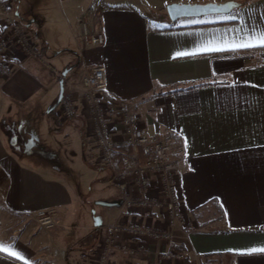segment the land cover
I'll return each mask as SVG.
<instances>
[{"label": "crops", "instance_id": "0c3cea01", "mask_svg": "<svg viewBox=\"0 0 264 264\" xmlns=\"http://www.w3.org/2000/svg\"><path fill=\"white\" fill-rule=\"evenodd\" d=\"M206 1L228 0H36L38 9L14 0V14L29 24L38 15L61 12L69 30L72 23L81 36L85 20L90 29L101 28L104 42L94 44L81 36L74 46L76 65L60 73L43 61L50 45L47 34L23 26L36 41L37 55L11 76L0 77V241L15 244L0 251V264H92L99 228L115 217L117 206L103 202L120 196L100 197L97 205L114 207L86 227L72 225L80 200L55 173L57 151L40 139L44 131L50 139L63 142L72 136L73 142L74 124L83 122L82 114L65 121L56 118L58 95L52 89L58 83L59 94L62 78L64 89L70 83L80 85L85 70L95 66L104 68L105 95L131 100L150 134H170L184 146L179 180L187 224L175 230L173 248L184 251L191 264H264V253L247 251L264 246V49L176 55L193 51L198 42L207 43L213 34L222 35L243 20L264 21V0H232L238 5L227 13L175 21L166 14L168 3ZM228 13L238 19L221 18ZM45 85L50 88L44 99L48 106L39 103ZM69 121L73 126L65 129ZM87 150L88 163L96 166ZM106 167L107 178L120 193L121 186L112 181L114 167ZM103 172L92 179H104ZM46 210L54 213V229L39 228L34 221ZM143 220L159 219L153 213ZM166 248L164 242L149 241L150 259L116 252L111 264H176L159 260Z\"/></svg>", "mask_w": 264, "mask_h": 264}, {"label": "built area", "instance_id": "2783aa9c", "mask_svg": "<svg viewBox=\"0 0 264 264\" xmlns=\"http://www.w3.org/2000/svg\"><path fill=\"white\" fill-rule=\"evenodd\" d=\"M81 36L94 44L104 42L101 28L90 29L85 20L81 22ZM36 55V41L16 20L12 0H0V77L11 76L17 67ZM104 87V68H88L80 85L70 83L63 87L53 110L61 121L77 112L82 114L84 132L97 149L96 163L113 166L117 158L120 164L112 181L124 189V194L116 199L113 220L99 228L98 244L91 253L92 264H111V256L116 252L150 259L149 241L166 244L167 248L159 253L161 262L191 264L184 251L172 246L175 230L187 224L179 180L184 146L170 134H150L142 127L133 102L105 95ZM153 213L161 222L143 220ZM53 215L51 210L40 211L35 219L39 225L53 228ZM193 264L201 262L196 260Z\"/></svg>", "mask_w": 264, "mask_h": 264}, {"label": "rangeland", "instance_id": "374dc122", "mask_svg": "<svg viewBox=\"0 0 264 264\" xmlns=\"http://www.w3.org/2000/svg\"><path fill=\"white\" fill-rule=\"evenodd\" d=\"M35 2L36 0H26V8L38 9V5H36ZM12 3L14 7V0H12ZM61 14L62 13L60 12L59 16L57 15L55 17H51L50 15H47L46 17L45 15L44 17L38 15L39 17L37 18L34 25L29 24L23 15H20L19 17L15 14V18L22 26H25L28 32H32L33 30L38 34V32L43 31L47 34L50 45L45 50L47 55L45 54L46 57L43 61L45 64L49 63L51 66H54L55 70L58 72L63 73L68 67L76 65L78 61L77 49L74 46H76L75 43L77 41L79 42L81 40V36L77 31V28L72 23L69 30L67 27L68 20L65 19L64 16H60ZM48 75L45 80L48 79ZM49 89L50 88L48 85H45L40 90V105H47V101H44V99H46L47 95H49ZM58 89L59 86L58 83H56V87L52 89L53 92H56L55 97L58 95ZM49 117L51 124L55 123L57 127H59V124H57L55 119H53L51 116ZM84 119L85 118L83 117V122L78 119V122L74 124L76 131L75 136H73V142L71 141L72 136L66 139V141L62 142L59 138L54 140L53 138L50 139L49 137L45 136L44 134L47 135V133L44 131L40 133L41 143H48L51 145V148H54L57 151V156L53 164L57 169L55 173L60 178H62L63 181H65L69 188L73 189L77 198L80 200V203H77L74 206L77 217L73 221L72 225L76 226V228L77 226H81V228L88 226L90 223H93L96 218L100 217L104 210L114 207L97 205L95 202L98 198L107 196L109 197L111 195H119L121 197L124 194V189H120V193L119 191L117 192L115 186L107 178V171L109 168L106 166L102 167L101 164L94 166L91 163H88L89 158L86 153L88 151L87 149H89L90 157L92 155L93 159H95L97 150L96 148H93V141L84 135ZM35 120H37V118H35ZM70 126H73L71 121L64 125L65 129H68ZM86 165H90V167L87 168ZM101 169L104 171V179L100 180L98 178L93 180V176L100 174L98 172ZM84 212L88 213V218ZM34 221L37 227L45 229V227L38 224L35 218ZM46 229L51 230L54 229V227ZM71 260L72 259H70V261Z\"/></svg>", "mask_w": 264, "mask_h": 264}, {"label": "snow or ice", "instance_id": "6c2138e0", "mask_svg": "<svg viewBox=\"0 0 264 264\" xmlns=\"http://www.w3.org/2000/svg\"><path fill=\"white\" fill-rule=\"evenodd\" d=\"M226 8L236 7L234 3L225 5ZM222 19L237 20L238 17L232 13H228L221 17ZM243 20V18H239ZM205 21H191V23H202ZM155 27H166V25H155ZM221 41V43H216ZM264 49V21L252 23L249 20H243V23L236 27L229 28L226 33L222 35L213 34L211 41L207 43L198 42L193 51L177 52V56L195 55L199 53H208L223 50H238V49ZM187 148V141H185ZM15 248V244L11 242L0 241V251H7L8 248ZM252 253H264V246L252 247L247 249ZM16 255L15 252L12 253ZM22 255V254H21Z\"/></svg>", "mask_w": 264, "mask_h": 264}, {"label": "water", "instance_id": "95a60500", "mask_svg": "<svg viewBox=\"0 0 264 264\" xmlns=\"http://www.w3.org/2000/svg\"><path fill=\"white\" fill-rule=\"evenodd\" d=\"M229 3H234L236 6L238 3L232 0L224 2H193V3H183V2H172L168 3L165 6L166 14L171 21H175L180 17H195L202 16L207 14H216V13H227L233 8H226L225 5ZM63 90L62 81H60V90L57 98V102L60 99L61 93ZM56 102V104H57ZM105 204L118 205V201H104Z\"/></svg>", "mask_w": 264, "mask_h": 264}, {"label": "trees", "instance_id": "16d2710c", "mask_svg": "<svg viewBox=\"0 0 264 264\" xmlns=\"http://www.w3.org/2000/svg\"><path fill=\"white\" fill-rule=\"evenodd\" d=\"M115 160H116V161H115V163H114V165H113V167H114V171L120 168V164H119V162L117 161V158H116ZM112 176H113V175H112Z\"/></svg>", "mask_w": 264, "mask_h": 264}]
</instances>
